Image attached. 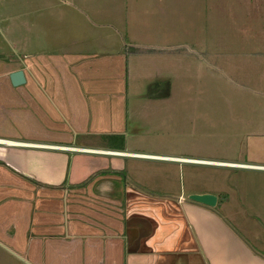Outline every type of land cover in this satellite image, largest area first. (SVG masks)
Listing matches in <instances>:
<instances>
[{"label": "crops", "instance_id": "obj_1", "mask_svg": "<svg viewBox=\"0 0 264 264\" xmlns=\"http://www.w3.org/2000/svg\"><path fill=\"white\" fill-rule=\"evenodd\" d=\"M12 1L0 13V264H264V203L246 184L176 182L187 165L264 173L181 154L182 68L217 45L171 40L167 0ZM199 4L216 14L218 0ZM258 45L246 94L264 97Z\"/></svg>", "mask_w": 264, "mask_h": 264}, {"label": "rangeland", "instance_id": "obj_2", "mask_svg": "<svg viewBox=\"0 0 264 264\" xmlns=\"http://www.w3.org/2000/svg\"><path fill=\"white\" fill-rule=\"evenodd\" d=\"M11 2L0 0V13L4 7L9 8ZM166 2L170 3L171 28H185L184 32L170 30L171 40L178 38V34L181 37L184 34L183 38L188 44L201 46L203 42H212L217 45L215 52L218 53V57L209 60L186 61L185 69L182 68L184 76L181 90L185 107L181 115V122H184L181 154L190 158L210 159L207 161L264 164V136L246 137L254 132L264 134V126L258 124L264 120V97L246 94V88L261 79L258 78L259 74L251 78L249 76V80L246 78V50H258L254 47L264 42V0H218L217 12L213 16L200 10V0ZM208 18H213V25ZM188 48L205 50L204 46L195 47V44ZM174 143L178 144V140ZM180 177H184L185 186L190 189L209 187L216 183L238 187L246 184V190L243 188L246 200L264 203L263 172L232 169L217 171L212 166L187 165L185 176H176L177 183ZM257 225L264 230V223Z\"/></svg>", "mask_w": 264, "mask_h": 264}, {"label": "water", "instance_id": "obj_3", "mask_svg": "<svg viewBox=\"0 0 264 264\" xmlns=\"http://www.w3.org/2000/svg\"><path fill=\"white\" fill-rule=\"evenodd\" d=\"M8 79L11 86L16 87L23 83L22 72L19 70L13 71L8 74ZM187 200L209 208L214 207L216 203V197L211 194H190L187 196Z\"/></svg>", "mask_w": 264, "mask_h": 264}, {"label": "built area", "instance_id": "obj_4", "mask_svg": "<svg viewBox=\"0 0 264 264\" xmlns=\"http://www.w3.org/2000/svg\"><path fill=\"white\" fill-rule=\"evenodd\" d=\"M4 142V141H3ZM4 143H6V142H4ZM61 149H63V148H61ZM229 165V164H228ZM248 167V166H247ZM250 168H256V169H261L262 167H250Z\"/></svg>", "mask_w": 264, "mask_h": 264}, {"label": "bare ground", "instance_id": "obj_5", "mask_svg": "<svg viewBox=\"0 0 264 264\" xmlns=\"http://www.w3.org/2000/svg\"><path fill=\"white\" fill-rule=\"evenodd\" d=\"M0 143L5 144L3 141H0ZM7 143V142H6ZM212 164V163H211ZM225 166H229L228 164H224Z\"/></svg>", "mask_w": 264, "mask_h": 264}]
</instances>
